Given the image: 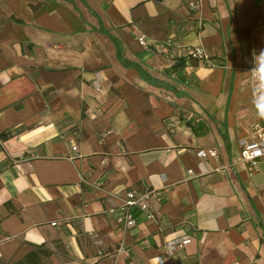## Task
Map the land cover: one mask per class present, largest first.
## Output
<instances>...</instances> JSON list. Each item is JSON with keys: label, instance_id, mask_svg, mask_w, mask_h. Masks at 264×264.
I'll return each mask as SVG.
<instances>
[{"label": "crops", "instance_id": "crops-1", "mask_svg": "<svg viewBox=\"0 0 264 264\" xmlns=\"http://www.w3.org/2000/svg\"><path fill=\"white\" fill-rule=\"evenodd\" d=\"M263 54L264 0H0V264H264V159L238 141Z\"/></svg>", "mask_w": 264, "mask_h": 264}, {"label": "built area", "instance_id": "built-area-1", "mask_svg": "<svg viewBox=\"0 0 264 264\" xmlns=\"http://www.w3.org/2000/svg\"><path fill=\"white\" fill-rule=\"evenodd\" d=\"M137 39L140 44H147L143 34H139ZM191 53L198 56L202 53V50L195 46L191 49ZM249 81L260 117L252 123L246 134L239 137L238 141L241 159L251 168L258 160L264 159V109L261 106V102L264 103V54L258 64L249 67ZM72 148H76V145L73 144ZM195 153L198 156L216 155L217 151L214 147H200ZM161 192V189L153 187L143 188L142 190L127 189L122 202L116 207L114 215L116 221L124 227L135 226L138 218L131 208L141 209L147 216H150L148 199L153 196L159 197ZM114 210L115 208L112 209V211ZM189 239L190 236L187 233L170 238L166 241V249L170 251L176 245L184 244Z\"/></svg>", "mask_w": 264, "mask_h": 264}, {"label": "trees", "instance_id": "trees-1", "mask_svg": "<svg viewBox=\"0 0 264 264\" xmlns=\"http://www.w3.org/2000/svg\"><path fill=\"white\" fill-rule=\"evenodd\" d=\"M197 60H198V56L193 55L191 52H188L186 54L173 55L171 56V63L166 68V71L168 73L181 72L188 61L195 64ZM10 131H11L10 129L3 130L0 132V135L3 137H6L10 133ZM131 209L136 214L137 218L139 219V213L142 212L143 210L138 209L136 207H133ZM50 251L51 249H49L48 247L39 245L36 247V249H32L28 253H26L24 258L26 261H30L29 259H34L33 262L36 263V262H39V258L41 256L49 254ZM38 252H40V256H37L38 258L36 259L34 257L38 255L37 254Z\"/></svg>", "mask_w": 264, "mask_h": 264}]
</instances>
